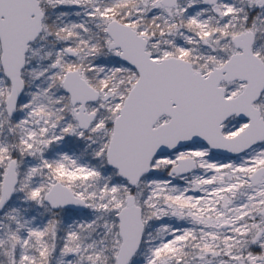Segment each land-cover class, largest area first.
I'll list each match as a JSON object with an SVG mask.
<instances>
[{"label": "snow or ice", "instance_id": "1", "mask_svg": "<svg viewBox=\"0 0 264 264\" xmlns=\"http://www.w3.org/2000/svg\"><path fill=\"white\" fill-rule=\"evenodd\" d=\"M0 264H264V0H0Z\"/></svg>", "mask_w": 264, "mask_h": 264}]
</instances>
